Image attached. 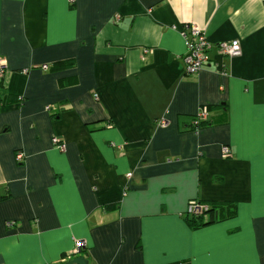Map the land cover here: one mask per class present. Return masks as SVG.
I'll return each instance as SVG.
<instances>
[{"label":"crops","instance_id":"obj_1","mask_svg":"<svg viewBox=\"0 0 264 264\" xmlns=\"http://www.w3.org/2000/svg\"><path fill=\"white\" fill-rule=\"evenodd\" d=\"M184 22L210 42L194 74ZM2 62L0 264L75 239L88 264H264V0H0ZM193 199L234 212L195 227Z\"/></svg>","mask_w":264,"mask_h":264},{"label":"built area","instance_id":"obj_2","mask_svg":"<svg viewBox=\"0 0 264 264\" xmlns=\"http://www.w3.org/2000/svg\"><path fill=\"white\" fill-rule=\"evenodd\" d=\"M69 3H73L74 0H68ZM174 29H177L178 32L184 39L185 44V53L182 57L184 64V72L186 74H194L198 72L202 67L209 63V51H210V42L208 41L206 35L203 30L191 22H184L180 28L177 26H173ZM219 52L223 55L228 56H237L241 53V46L239 40L233 39L230 41L220 42L217 46ZM46 68V65H43ZM5 69L3 62L0 63V81H2L4 77ZM209 109L207 105H202L198 112L194 115L192 119V123L196 124L198 121H203L208 119L209 117ZM161 124L165 125L167 123L166 120L162 119ZM194 130H199V128H195ZM54 143L60 150H64V145L60 143L57 138L53 139ZM221 153L223 157H227L230 155V148L227 145L221 147ZM23 158L22 152L16 153V159L21 160ZM128 176L131 173L127 174ZM209 210V205L202 200L193 199L188 202L186 208V214L189 217H199L203 216L204 219H207V211ZM13 223V222H12ZM11 224V222H8ZM74 249L67 256L70 258L75 256L81 252V249L85 246L84 241L82 240H74Z\"/></svg>","mask_w":264,"mask_h":264},{"label":"trees","instance_id":"obj_3","mask_svg":"<svg viewBox=\"0 0 264 264\" xmlns=\"http://www.w3.org/2000/svg\"><path fill=\"white\" fill-rule=\"evenodd\" d=\"M1 86H2V81H0V87ZM208 109L210 112V109H211L210 106H208ZM209 116H210V114H209ZM209 122H210V118L208 117V119L203 120V121H198L196 124L191 122L190 126H192L193 128L197 127L200 129L206 125H209ZM204 202L209 205V210L207 211V213H208L207 219H204L203 216H199V217L187 216L189 221L195 227L202 226V225L209 224V223H212L214 221L223 219L225 217L230 216L234 212L233 205L227 204L226 202H223V203H221V202H209V201H207V202L204 201Z\"/></svg>","mask_w":264,"mask_h":264},{"label":"water","instance_id":"obj_4","mask_svg":"<svg viewBox=\"0 0 264 264\" xmlns=\"http://www.w3.org/2000/svg\"><path fill=\"white\" fill-rule=\"evenodd\" d=\"M65 264H88V259L83 255H77L65 262Z\"/></svg>","mask_w":264,"mask_h":264},{"label":"rangeland","instance_id":"obj_5","mask_svg":"<svg viewBox=\"0 0 264 264\" xmlns=\"http://www.w3.org/2000/svg\"><path fill=\"white\" fill-rule=\"evenodd\" d=\"M76 256V255H75Z\"/></svg>","mask_w":264,"mask_h":264}]
</instances>
